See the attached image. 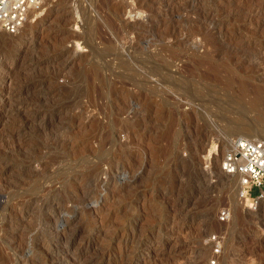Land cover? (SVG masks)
<instances>
[{"label": "rangeland", "instance_id": "rangeland-1", "mask_svg": "<svg viewBox=\"0 0 264 264\" xmlns=\"http://www.w3.org/2000/svg\"><path fill=\"white\" fill-rule=\"evenodd\" d=\"M3 35L0 264H209L220 229L218 264H264V197L219 170L264 137V0H44Z\"/></svg>", "mask_w": 264, "mask_h": 264}, {"label": "built area", "instance_id": "built-area-1", "mask_svg": "<svg viewBox=\"0 0 264 264\" xmlns=\"http://www.w3.org/2000/svg\"><path fill=\"white\" fill-rule=\"evenodd\" d=\"M44 0H0V31L19 32L29 21L30 16L38 12ZM229 145L219 162V169L229 175H241V194L256 207L264 197V137L235 136L228 141ZM213 152L205 156V164L210 170L213 166ZM233 211L224 205L217 212L218 221L229 222ZM227 239V230L209 232L206 244L212 249L209 264H218Z\"/></svg>", "mask_w": 264, "mask_h": 264}, {"label": "bare ground", "instance_id": "bare-ground-1", "mask_svg": "<svg viewBox=\"0 0 264 264\" xmlns=\"http://www.w3.org/2000/svg\"><path fill=\"white\" fill-rule=\"evenodd\" d=\"M61 8V7H60ZM58 11H59V9H58ZM63 11V10H62ZM61 13V12H60ZM28 23V22H27ZM26 23V24H27ZM26 24H25V26H26ZM24 26V27H25ZM23 27V28H24ZM22 28V29H23ZM0 32H4V35H5V33H7V32H5V31H0ZM19 32H21V30L19 31ZM18 33V32H17ZM17 33H14V34H11V33H7L9 36H13V35H16ZM75 34V37H77L78 36V34L77 33H74ZM3 35V36H4ZM5 39V38H4ZM5 41V40H4ZM8 41H12V42H15V41H17L16 39H10V40H8ZM21 45V44H20ZM24 52V51H23ZM26 52V51H25ZM80 52H81V50H80ZM27 57L25 56L24 58H23V62L25 61V59H26ZM23 62H21V64L23 63ZM27 63V62H26ZM60 64V63H59ZM19 65V64H18ZM22 66V65H21ZM19 67V66H18ZM9 68V67H8ZM11 68V67H10ZM21 69H18V71H16V70H13V69H11L12 71H16V72H12V71H6L5 70V72H4V69H2L1 68V70H0V75H1V77H0V80L2 81V84L4 85V87H5V85L7 84V82L8 81H13L14 79H15V77L18 75L19 76V74L25 69H22V67H20ZM14 69H16V67L14 68ZM9 85H10V83H9ZM244 86V85H243ZM9 87H11V86H9ZM246 87V86H245ZM14 88V87H13ZM244 88V87H243ZM16 89V88H15ZM20 89H21V87H20ZM19 89V90H20ZM7 90V89H6ZM10 90V89H9ZM13 90V89H12ZM246 90V88H244V91ZM5 91V90H4ZM247 91V90H246ZM11 93V92H10ZM13 93V92H12ZM11 93V94H12ZM6 94V93H5ZM15 94H16V92H15ZM1 96L3 97V95L1 94ZM12 96V95H11ZM5 97V96H4ZM7 97H10V96H7ZM1 98V97H0ZM8 99V98H7ZM264 100L263 99H261L260 97H255V98H253L252 100H251V102H250V104H251V110H253L254 112H256V117H257V119H262V115H263V113H262V109H264V102H263ZM247 120V119H246ZM239 121V120H238ZM240 123H243V124H241L242 126H243V128H245V129H247L248 131H250V132H253V131H255V128H252V127H250L249 125H250V123H251V121H250V123L248 124V122L246 123V124H244V122H240ZM252 124V123H251ZM253 124H255V123H253ZM45 126V125H44ZM46 127V126H45ZM48 127V126H47ZM46 129V128H45ZM61 130V129H60ZM63 130V129H62ZM49 131V130H48ZM66 131V130H65ZM64 132V131H63ZM48 133H50V132H48ZM56 133V132H55ZM61 133V132H60ZM53 134V133H52ZM56 139V138H55ZM62 141H64V140H62ZM15 145V144H14ZM24 149V148H23ZM2 163V162H1ZM220 170V169H219ZM221 171V170H220ZM25 172V171H24ZM222 172V171H221ZM107 173V172H106ZM223 173V172H222ZM116 174V173H115ZM223 174H225V173H223ZM108 175V174H107ZM225 175H227V176H225V177H223V182L224 183H227V182H229L228 181V178H229V176H239L240 178H241V175H229V174H225ZM114 176V175H113ZM131 176V175H130ZM117 177V176H116ZM1 178V177H0ZM4 178V177H3ZM114 178V177H113ZM118 178V177H117ZM132 178V177H131ZM131 180V179H130ZM221 180V181H222ZM4 181V180H3ZM10 181V180H9ZM110 181H111V178H109V179H105L104 181H102L103 182V184L105 185L106 183H110ZM125 182V181H124ZM0 183H1V181H0ZM10 183H12V182H10ZM134 183V182H133ZM2 184V183H1ZM4 184V183H3ZM124 184V183H123ZM126 184V183H125ZM6 185V184H5ZM121 184H119V186H120ZM128 185V184H127ZM130 185V184H129ZM227 185V184H226ZM50 187L51 186H47V188L45 187V191H47L48 189H50ZM122 187V186H121ZM118 188V187H117ZM2 189V188H1ZM4 191V190H3ZM44 191V192H45ZM239 191H242V186L240 185V189H239ZM44 192H42V193H44ZM79 192H80V190H79ZM47 193V192H46ZM74 193V192H73ZM84 194V193H83ZM38 195H39V193H38ZM43 195V194H42ZM74 195H76L75 193H74ZM241 196H242V194H241ZM74 197V196H73ZM243 197V196H242ZM77 198V197H76ZM85 200V199H84ZM87 200V199H86ZM11 201V200H10ZM34 201V200H33ZM83 201V200H82ZM104 201V200H103ZM76 202V201H75ZM7 203H9V202H7ZM6 203V204H7ZM77 203V202H76ZM83 203V202H82ZM91 203V202H90ZM89 203V204H90ZM104 204L105 203H101V204H99V203H95V204H90L89 205V211L90 212H95V215H99V213H100V211H101V208H102V206H104ZM2 205V204H1ZM4 205V204H3ZM76 205V204H75ZM29 207H30V205H29ZM25 210V209H24ZM28 210V209H27ZM25 212H27V211H25ZM21 215V214H20ZM25 215V214H24ZM23 215V216H24ZM101 219V218H100ZM18 220V219H17ZM70 221V219L69 220H66V223H63V228H61V229H65L66 228V225H68V223H70L69 222ZM15 222V221H14ZM60 224V223H59ZM62 225V224H61ZM21 231H22V229H21ZM19 232V231H18ZM23 233V232H22ZM67 250H68V248H67ZM49 251V250H48ZM84 250H81L79 253H76V258L75 259H79L80 258V256H82L84 253ZM23 254V253H22ZM52 255V254H51ZM29 256V255H28ZM53 259H54V257H52ZM24 259V258H23ZM27 259V258H26ZM61 259V258H60ZM60 259H54L53 260V264L56 262V261H58V260H60ZM62 260V259H61ZM76 261V260H75ZM75 261H73V262H75ZM49 262H51V261H49ZM56 264H61V263H56ZM76 264V263H75ZM79 264H80V262H79Z\"/></svg>", "mask_w": 264, "mask_h": 264}]
</instances>
